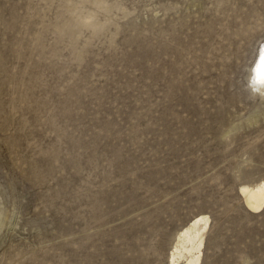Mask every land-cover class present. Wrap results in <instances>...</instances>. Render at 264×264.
Returning <instances> with one entry per match:
<instances>
[{"label":"rangeland","instance_id":"1","mask_svg":"<svg viewBox=\"0 0 264 264\" xmlns=\"http://www.w3.org/2000/svg\"><path fill=\"white\" fill-rule=\"evenodd\" d=\"M264 0H0V264H264ZM184 264V263H182Z\"/></svg>","mask_w":264,"mask_h":264},{"label":"bare ground","instance_id":"2","mask_svg":"<svg viewBox=\"0 0 264 264\" xmlns=\"http://www.w3.org/2000/svg\"><path fill=\"white\" fill-rule=\"evenodd\" d=\"M262 65H264V44L251 70L253 83L264 87V83L260 82ZM240 191L246 204L253 211L258 210L264 203V182L255 187L242 186ZM206 224L207 217L199 216L182 230L170 254V264H199L202 234Z\"/></svg>","mask_w":264,"mask_h":264},{"label":"snow or ice","instance_id":"3","mask_svg":"<svg viewBox=\"0 0 264 264\" xmlns=\"http://www.w3.org/2000/svg\"><path fill=\"white\" fill-rule=\"evenodd\" d=\"M260 76H261L260 82L264 83V65H262V68L260 69Z\"/></svg>","mask_w":264,"mask_h":264}]
</instances>
